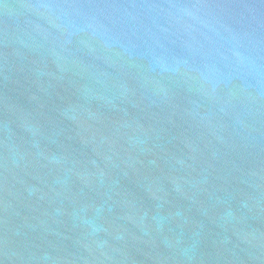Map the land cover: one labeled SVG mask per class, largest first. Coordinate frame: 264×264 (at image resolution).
Wrapping results in <instances>:
<instances>
[{
    "label": "water",
    "instance_id": "water-1",
    "mask_svg": "<svg viewBox=\"0 0 264 264\" xmlns=\"http://www.w3.org/2000/svg\"><path fill=\"white\" fill-rule=\"evenodd\" d=\"M0 264H264V0H0Z\"/></svg>",
    "mask_w": 264,
    "mask_h": 264
}]
</instances>
